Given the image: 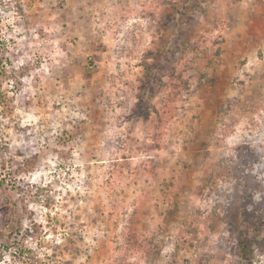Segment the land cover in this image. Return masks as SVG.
I'll list each match as a JSON object with an SVG mask.
<instances>
[{
  "label": "rangeland",
  "instance_id": "rangeland-1",
  "mask_svg": "<svg viewBox=\"0 0 264 264\" xmlns=\"http://www.w3.org/2000/svg\"><path fill=\"white\" fill-rule=\"evenodd\" d=\"M1 64L0 264H242L264 0H0Z\"/></svg>",
  "mask_w": 264,
  "mask_h": 264
},
{
  "label": "trees",
  "instance_id": "trees-1",
  "mask_svg": "<svg viewBox=\"0 0 264 264\" xmlns=\"http://www.w3.org/2000/svg\"><path fill=\"white\" fill-rule=\"evenodd\" d=\"M4 65H0V71ZM261 210V212H263ZM257 216V217H255ZM238 226L240 227L237 242V254L242 259V264H254L255 248L264 246V214H257L244 207L240 211L237 218Z\"/></svg>",
  "mask_w": 264,
  "mask_h": 264
}]
</instances>
